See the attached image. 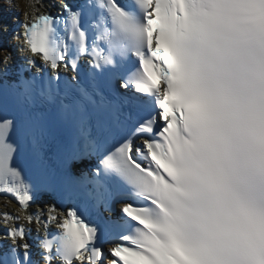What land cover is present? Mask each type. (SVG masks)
<instances>
[{"label": "snow or ice", "instance_id": "6c2138e0", "mask_svg": "<svg viewBox=\"0 0 264 264\" xmlns=\"http://www.w3.org/2000/svg\"><path fill=\"white\" fill-rule=\"evenodd\" d=\"M29 7L0 68V264H264V0Z\"/></svg>", "mask_w": 264, "mask_h": 264}, {"label": "clouds", "instance_id": "9594fccd", "mask_svg": "<svg viewBox=\"0 0 264 264\" xmlns=\"http://www.w3.org/2000/svg\"><path fill=\"white\" fill-rule=\"evenodd\" d=\"M27 16H28V12L25 13V19H27ZM5 30L6 27H5ZM17 42L21 43V44H24V41H20V39H15ZM19 51L21 52L22 55H29L30 53H28L27 51H25L24 49H19ZM12 61V57L10 54H8L5 50V55H4V65L7 66L8 64H10Z\"/></svg>", "mask_w": 264, "mask_h": 264}, {"label": "bare ground", "instance_id": "6f19581e", "mask_svg": "<svg viewBox=\"0 0 264 264\" xmlns=\"http://www.w3.org/2000/svg\"><path fill=\"white\" fill-rule=\"evenodd\" d=\"M46 1L47 0H45V3H46ZM12 4L15 5V6L20 7L23 10H31L30 7H29L30 0H26V1H23V0H13V3ZM0 51H1V46H0Z\"/></svg>", "mask_w": 264, "mask_h": 264}, {"label": "rangeland", "instance_id": "374dc122", "mask_svg": "<svg viewBox=\"0 0 264 264\" xmlns=\"http://www.w3.org/2000/svg\"><path fill=\"white\" fill-rule=\"evenodd\" d=\"M0 58H1V54H0Z\"/></svg>", "mask_w": 264, "mask_h": 264}]
</instances>
